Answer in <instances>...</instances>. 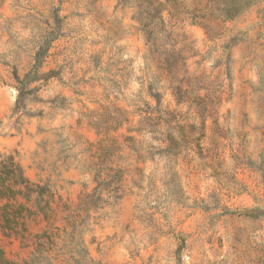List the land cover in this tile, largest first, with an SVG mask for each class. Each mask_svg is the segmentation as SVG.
Listing matches in <instances>:
<instances>
[{
  "label": "rangeland",
  "instance_id": "obj_1",
  "mask_svg": "<svg viewBox=\"0 0 264 264\" xmlns=\"http://www.w3.org/2000/svg\"><path fill=\"white\" fill-rule=\"evenodd\" d=\"M219 7L0 0V162L53 210L0 232L5 259L96 193L83 240L100 264H264V0Z\"/></svg>",
  "mask_w": 264,
  "mask_h": 264
},
{
  "label": "trees",
  "instance_id": "obj_2",
  "mask_svg": "<svg viewBox=\"0 0 264 264\" xmlns=\"http://www.w3.org/2000/svg\"><path fill=\"white\" fill-rule=\"evenodd\" d=\"M172 1V0H169ZM257 0H219L220 7L215 9L218 18L233 19L255 4ZM153 17L160 16L162 4L156 2ZM41 52L34 57L35 68L40 63ZM29 76L26 75L24 80ZM18 98L21 101L26 83L19 82ZM102 183H99L101 185ZM97 186V187H98ZM85 195L73 212L64 218L62 228L51 227L33 236L32 250L26 260L19 264H100L91 258L83 240L85 220L90 218L89 211L97 209L99 196ZM23 200L24 202H20ZM52 193L47 184L32 183L24 176L23 170L11 156L0 162V232L3 236L22 237L27 232L21 220L27 216L42 215L46 221L51 219L50 206ZM31 204V208L26 205ZM264 214V212H263ZM82 215L84 217L82 218ZM0 264H17L4 258L0 250Z\"/></svg>",
  "mask_w": 264,
  "mask_h": 264
}]
</instances>
